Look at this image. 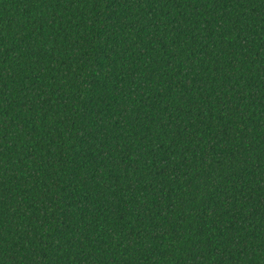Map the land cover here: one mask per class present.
<instances>
[{"label":"trees","instance_id":"1","mask_svg":"<svg viewBox=\"0 0 264 264\" xmlns=\"http://www.w3.org/2000/svg\"><path fill=\"white\" fill-rule=\"evenodd\" d=\"M0 264H264V0H0Z\"/></svg>","mask_w":264,"mask_h":264}]
</instances>
